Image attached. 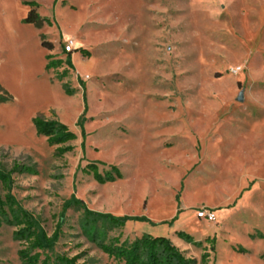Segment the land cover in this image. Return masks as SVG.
Instances as JSON below:
<instances>
[{
	"label": "rangeland",
	"instance_id": "rangeland-1",
	"mask_svg": "<svg viewBox=\"0 0 264 264\" xmlns=\"http://www.w3.org/2000/svg\"><path fill=\"white\" fill-rule=\"evenodd\" d=\"M0 87V199L59 231L52 259L119 264L75 198L123 223L99 220L106 243L185 232L210 236L197 262L264 264V0H0ZM36 118L74 150L56 157ZM15 231L0 228V264H21Z\"/></svg>",
	"mask_w": 264,
	"mask_h": 264
},
{
	"label": "trees",
	"instance_id": "trees-1",
	"mask_svg": "<svg viewBox=\"0 0 264 264\" xmlns=\"http://www.w3.org/2000/svg\"><path fill=\"white\" fill-rule=\"evenodd\" d=\"M35 5V4H32ZM40 21L35 10H30L25 19L26 23L38 24ZM46 44V43H44ZM88 56V55H86ZM51 56L47 57L46 70L50 71L61 66L62 62H49ZM0 92L3 89L0 87ZM71 95L70 92H67ZM6 101V99H2ZM33 127L38 136L44 137L49 146L56 148V157H62L67 153L72 152V146H68L77 140L76 134L70 129L57 122L47 121L36 118L33 120ZM95 167V166H94ZM117 171L116 169H113ZM95 180L103 184L113 181V178L106 179L99 174L94 175ZM0 180L10 191V185L7 177L0 173ZM72 203L83 208L85 215L86 228L94 229L89 231L92 241L98 248L111 260L119 264H209L210 256L204 253L199 262L196 259H191L186 254L176 247L168 238L152 237L143 235L133 241L121 242L120 237L112 239L109 243L105 242L106 234L99 233L95 225L99 220L108 222L111 226H122L123 223L112 218L109 215L95 213L89 211L82 202L72 198ZM8 212L10 218H8ZM62 222L59 229L62 227ZM15 226L17 231L14 232V237L20 242L22 248L18 252V258L21 264H78V259H68L66 257H56L52 259L47 251L55 244L59 231L55 232L54 237L49 238L37 225V223L26 212L16 206V203L11 195H7L4 200L0 199V228L2 225ZM178 238L186 240V242L195 247H202V243H195L191 236L184 232L177 233ZM192 239V240H191ZM209 239H207L208 241ZM211 241H214L212 239ZM264 261V254L261 256Z\"/></svg>",
	"mask_w": 264,
	"mask_h": 264
},
{
	"label": "crops",
	"instance_id": "crops-1",
	"mask_svg": "<svg viewBox=\"0 0 264 264\" xmlns=\"http://www.w3.org/2000/svg\"><path fill=\"white\" fill-rule=\"evenodd\" d=\"M211 210L213 209V208H210ZM213 211V210H212ZM198 219V218H197ZM216 219H217V216H216ZM198 221H203V219H198ZM207 222V221H206ZM185 233V232H184ZM197 234H190V236L192 237V239H193V241L195 242V243H202V246H203V248H205V246H204V241L205 240H207L210 236H207V237H205V238H202V236H196ZM172 242H173V244H175L176 245V247H178L181 251H183L186 255H189V257L188 258H191V259H196V256H194V255H198L199 253H200V250H196L195 248H197V247H195L194 245H186V244H184V243H182L181 241H183V240H181L180 238H179V241H177L176 239H170ZM199 248V247H198ZM191 255V256H190Z\"/></svg>",
	"mask_w": 264,
	"mask_h": 264
},
{
	"label": "built area",
	"instance_id": "built-area-1",
	"mask_svg": "<svg viewBox=\"0 0 264 264\" xmlns=\"http://www.w3.org/2000/svg\"><path fill=\"white\" fill-rule=\"evenodd\" d=\"M74 49V42L72 40L67 41L64 45L63 52L67 55L71 54ZM198 219L206 220L207 222H215L216 221V214L212 210H202L201 212L197 213Z\"/></svg>",
	"mask_w": 264,
	"mask_h": 264
},
{
	"label": "water",
	"instance_id": "water-1",
	"mask_svg": "<svg viewBox=\"0 0 264 264\" xmlns=\"http://www.w3.org/2000/svg\"><path fill=\"white\" fill-rule=\"evenodd\" d=\"M237 101L240 102V103H242V102L244 101V93H243V92H241V93L239 94V96H238V98H237Z\"/></svg>",
	"mask_w": 264,
	"mask_h": 264
}]
</instances>
